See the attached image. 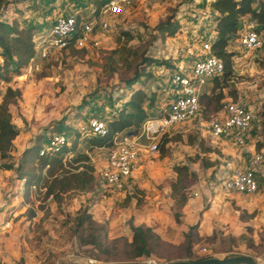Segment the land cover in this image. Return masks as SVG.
Returning <instances> with one entry per match:
<instances>
[{"label": "rangeland", "instance_id": "374dc122", "mask_svg": "<svg viewBox=\"0 0 264 264\" xmlns=\"http://www.w3.org/2000/svg\"><path fill=\"white\" fill-rule=\"evenodd\" d=\"M207 1L132 0L122 12L108 16L107 27H98L86 43L53 49L38 59L39 69L31 73L22 69L14 75L7 84L22 91L10 104L13 122L20 131L9 156L0 163L15 164L34 133L62 118L73 126L93 115L109 118L134 88L157 91L153 109L166 105L177 63L186 69L195 55L186 49L191 46L195 50L194 42L210 31ZM93 7L94 0H7L4 17L16 16L22 23L47 29L59 14L79 10L87 17ZM171 16L181 22V29L174 35L163 34L157 24ZM205 21L206 25H197ZM125 32L131 38L127 39ZM229 47L238 57L233 77L236 100L264 119V47L248 50L239 38ZM144 57L154 61L146 64ZM162 59L171 64L160 63ZM137 70L140 73L136 75ZM167 133L170 140L165 155L159 150L143 158L122 190L109 188L97 178L88 191L65 193L58 203L42 200L35 192L26 200L20 194L22 180L14 176L12 168H3L0 264L126 262L131 222L150 225L161 238L152 242L150 256L134 261L245 253L264 263V128H257L254 122L245 144L237 145L230 139L210 136L206 120L197 112ZM80 134L81 140L91 135ZM89 153L96 167L104 163L107 151L95 147ZM256 154H261L254 167L258 189L247 194L225 188L223 180L231 172L226 162L246 167ZM201 158L211 164L204 166ZM185 162L195 170L197 179L188 189L192 198L183 210L170 196V183L175 176L173 166ZM30 207L35 210L32 216ZM82 212L91 215L93 227L76 224L75 217ZM195 220L203 222L206 231L212 225L214 235L196 238L192 230L188 235L192 242L187 246L186 231ZM90 235H96L100 244L86 242Z\"/></svg>", "mask_w": 264, "mask_h": 264}, {"label": "trees", "instance_id": "16d2710c", "mask_svg": "<svg viewBox=\"0 0 264 264\" xmlns=\"http://www.w3.org/2000/svg\"><path fill=\"white\" fill-rule=\"evenodd\" d=\"M107 1L94 0V7L87 17L79 10L72 11L76 13L77 32L80 29L81 22L97 15L102 5ZM207 2L211 10V18L208 23L210 30L215 32L209 38L210 52L222 59L223 71L218 75L211 76L198 95L200 106L198 112L206 122L217 114L227 96L232 100L237 98V89L233 84L235 74L234 56L237 51L230 48L229 45L237 38L240 39L239 35L244 20H253L255 29L261 32L262 35L264 34V0H208ZM6 3L7 0H0V81L9 82L14 75H19L22 72L23 67L35 55L38 39L46 29H39V26L32 22L22 23L16 16L5 19L4 9ZM180 25L181 22L171 16L158 23L157 27L163 34L174 35L181 29ZM125 34L127 39L131 38L129 33L125 32ZM76 36L77 33L70 38L67 46L62 49L75 48ZM204 38L208 37L205 36ZM262 47H264V38ZM142 60L146 64L154 61V59L147 57ZM159 62L167 65L171 64L166 59ZM139 73L140 71L137 70L136 75ZM21 95V89L10 84H7L4 90L0 89V159L9 156L13 141L20 131L19 127L13 122L10 104L15 103ZM156 98V90L147 91L143 87H137L130 92L126 101L111 113L109 118H106L105 115H93L105 119L107 131L104 135L91 134L81 140L78 127L67 123V120L63 118L56 123L48 124L34 133L28 143L23 146L15 164L0 163V171L3 168H12L14 176L22 180L23 189L20 194L26 200H29L35 192L38 198L41 197L42 200L49 198L58 203L63 199L65 193L88 191L97 180L95 164L89 153L90 150L95 147H111L117 132L125 133L136 130L147 116L160 115L165 110L166 105L160 106V109H153ZM255 125L257 128H264V119L257 115ZM57 133L66 136L65 142L57 149H44L41 152L48 139ZM169 140L170 137L167 132L161 135L158 142L161 156L165 155L166 143ZM201 162L204 166L211 164L203 161L202 158ZM173 170L175 176L170 183V196L176 206L182 208L189 198L188 189L197 179V174L191 165L186 162L175 164ZM29 212L31 216L35 214V210L31 207ZM174 217L177 222L180 220L177 212L174 213ZM75 221L77 225L88 223L89 226L93 227L95 224L91 215L86 212L77 215ZM129 227L131 230L130 253L125 261H134L140 256H150L152 242L161 239L160 236L150 225L131 222ZM197 228L198 221L188 226L186 231L187 246H190L192 242L188 236L192 235V230H194L193 235L196 238L203 237L199 235ZM213 235L214 233L204 236ZM90 236L91 239L86 242L95 245L100 244V240L96 235Z\"/></svg>", "mask_w": 264, "mask_h": 264}, {"label": "built area", "instance_id": "2783aa9c", "mask_svg": "<svg viewBox=\"0 0 264 264\" xmlns=\"http://www.w3.org/2000/svg\"><path fill=\"white\" fill-rule=\"evenodd\" d=\"M131 2L132 0H108L97 15L81 22L78 32L75 12L57 15L38 39L36 53L23 67L24 73L39 69L38 59L46 57L53 49L59 50L67 46L75 33H77L75 45L86 43L98 27H107L108 16L122 12ZM240 42L248 50L262 46V33L255 29L253 20H244ZM200 44V53L194 52L189 47L186 49V53H195L190 65L186 69L180 67L172 73L170 99L166 103L165 110L160 115L147 116L136 130L117 132L112 146L106 148L105 161L101 166L95 167V173L97 178L109 188L124 189L137 169L138 163L143 158L159 152L158 142L161 135L199 111L200 91L211 76L223 71L222 59L210 52L209 37L204 38ZM7 83L1 80L0 89ZM255 121L256 116L247 106L226 98L217 114L207 122V130L214 138H227L237 145H243ZM77 127L82 134L104 135L107 131L105 119L99 116L88 117L86 122L78 123ZM65 140L64 134H54L48 139L41 152L44 149H57ZM260 160L261 154H256L251 165L246 167L233 166L231 161H227V167L231 172L223 180L225 188L247 194L255 192L258 189V181L254 166Z\"/></svg>", "mask_w": 264, "mask_h": 264}, {"label": "water", "instance_id": "95a60500", "mask_svg": "<svg viewBox=\"0 0 264 264\" xmlns=\"http://www.w3.org/2000/svg\"><path fill=\"white\" fill-rule=\"evenodd\" d=\"M264 264L258 262L252 255L245 253H229L222 257L205 256L199 259H176L165 262L156 261H129L119 263H98V262H83V261H61L55 264Z\"/></svg>", "mask_w": 264, "mask_h": 264}, {"label": "crops", "instance_id": "0c3cea01", "mask_svg": "<svg viewBox=\"0 0 264 264\" xmlns=\"http://www.w3.org/2000/svg\"><path fill=\"white\" fill-rule=\"evenodd\" d=\"M195 25V24H194ZM197 25H206V21H205V23L203 22V23H199L198 22V24ZM214 30H210L209 32H208V34L206 35L207 37H212L213 35H214ZM203 40V38L201 39V40H199V42L198 43H195L194 42V46L196 47V49L194 50L193 49V47H191V46H189V48H191L194 52H196V53H200V51H201V41ZM238 59V57L237 56H235L234 57V60H237ZM177 68H180L181 66H182V63L180 62V63H177ZM170 89H171V87L169 88V92H170ZM169 95H170V93H169ZM255 167V166H254ZM257 167V166H256ZM191 198H192V196H190L189 195V198H188V200H187V202L183 205V207H182V209L183 210H185V208H186V206L188 205V204H190V200H191ZM204 219V218H203ZM198 221V228H197V231H198V233H199V235H201V236H204V235H210V234H212L213 233V230H212V228L211 227H213L212 225H210L211 227H209V230L208 231H206L205 229H204V225H203V222H201L200 223V221L199 220H195L194 222H192V223H190V224H193V223H195V222H197Z\"/></svg>", "mask_w": 264, "mask_h": 264}]
</instances>
